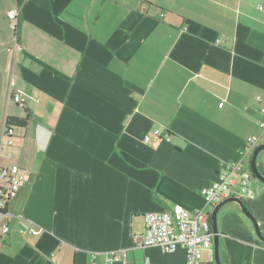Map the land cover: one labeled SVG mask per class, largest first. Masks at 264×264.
I'll return each instance as SVG.
<instances>
[{
	"label": "crops",
	"instance_id": "obj_1",
	"mask_svg": "<svg viewBox=\"0 0 264 264\" xmlns=\"http://www.w3.org/2000/svg\"><path fill=\"white\" fill-rule=\"evenodd\" d=\"M0 42V168L23 175L0 264H187L133 238L150 212L211 213L200 189L264 144V0H0ZM26 111L8 144L7 118ZM243 201L264 238V183ZM217 228L220 264H264L236 203Z\"/></svg>",
	"mask_w": 264,
	"mask_h": 264
},
{
	"label": "built area",
	"instance_id": "obj_2",
	"mask_svg": "<svg viewBox=\"0 0 264 264\" xmlns=\"http://www.w3.org/2000/svg\"><path fill=\"white\" fill-rule=\"evenodd\" d=\"M7 16L12 21L15 49L19 51L20 47L17 44L18 12L9 11ZM13 100L16 103L21 101L18 95ZM259 127L264 130L263 123H260ZM154 134L159 135V131L155 130ZM5 136L7 143L11 144L13 127L5 128ZM149 139V135L144 138L145 141H149ZM257 139L256 136L248 137L242 152H250ZM251 179L250 168L245 167L242 163L224 164L218 171L215 180L200 189V195L204 202L211 207L232 196L245 199L250 193ZM22 183L23 175L18 166L0 168V210L7 205L9 199L15 196ZM0 214L5 215L1 212ZM143 220L144 232L133 238L135 247L158 246L165 253L182 248L186 254L187 264H201L203 251L209 249L213 243L210 213L202 209L188 211L181 205L175 204L170 212H150L143 216ZM8 231L9 226L4 224L2 233ZM31 232L32 234L37 233L36 230ZM124 258L125 253H123Z\"/></svg>",
	"mask_w": 264,
	"mask_h": 264
},
{
	"label": "water",
	"instance_id": "obj_3",
	"mask_svg": "<svg viewBox=\"0 0 264 264\" xmlns=\"http://www.w3.org/2000/svg\"><path fill=\"white\" fill-rule=\"evenodd\" d=\"M264 150V144L259 145L252 154L251 157V162H250V170L252 173V177L263 182L264 183V176L261 175V173L259 172V170L256 167V157L257 154L259 153V151ZM228 202H234L236 203L241 212L251 220V222L253 223L254 229H255V233L257 235V237L264 242V238L261 236V234L259 233L258 227H257V223L254 220V218L252 217L251 213L249 212V210L247 209L243 199L233 196V197H229L225 200H223L222 202L218 203L217 205L214 206L212 212L210 213V220H211V228H212V233H213V248H214V261L215 264H220L219 258H218V228H217V212L219 210V208L228 203ZM4 214H0V216H3Z\"/></svg>",
	"mask_w": 264,
	"mask_h": 264
},
{
	"label": "trees",
	"instance_id": "obj_4",
	"mask_svg": "<svg viewBox=\"0 0 264 264\" xmlns=\"http://www.w3.org/2000/svg\"><path fill=\"white\" fill-rule=\"evenodd\" d=\"M30 120L29 112L26 111V115L23 118H17V117H8L5 123L6 127H15V128H25ZM6 205L2 210H0L1 213H5ZM248 209V208H247Z\"/></svg>",
	"mask_w": 264,
	"mask_h": 264
},
{
	"label": "rangeland",
	"instance_id": "obj_5",
	"mask_svg": "<svg viewBox=\"0 0 264 264\" xmlns=\"http://www.w3.org/2000/svg\"><path fill=\"white\" fill-rule=\"evenodd\" d=\"M18 36V35H17ZM250 168V167H249ZM253 179V178H252Z\"/></svg>",
	"mask_w": 264,
	"mask_h": 264
}]
</instances>
